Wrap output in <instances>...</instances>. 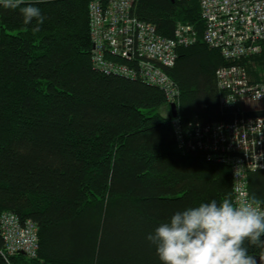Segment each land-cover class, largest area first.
Instances as JSON below:
<instances>
[{
	"label": "trees",
	"instance_id": "obj_1",
	"mask_svg": "<svg viewBox=\"0 0 264 264\" xmlns=\"http://www.w3.org/2000/svg\"><path fill=\"white\" fill-rule=\"evenodd\" d=\"M93 1L110 0H26L46 17L37 33L0 5V219L12 213L38 230L34 257L8 256L0 227V264H162L149 234L177 211L233 197L228 165L178 148L160 88L93 64ZM133 1L132 15L162 37L179 23L197 32L164 69L182 132L232 122L216 76L228 63L203 40L198 2ZM254 62L264 71V57ZM248 190L264 206V170L248 174ZM249 254L263 264L264 249Z\"/></svg>",
	"mask_w": 264,
	"mask_h": 264
},
{
	"label": "built area",
	"instance_id": "obj_2",
	"mask_svg": "<svg viewBox=\"0 0 264 264\" xmlns=\"http://www.w3.org/2000/svg\"><path fill=\"white\" fill-rule=\"evenodd\" d=\"M182 1L198 2L203 40L228 63L216 76L222 107L236 110L232 122L214 124L197 131L196 136L182 132L171 109L173 104L177 107L180 92L164 69L176 64L180 47L196 42L197 32L191 25L180 24L174 38L162 37L153 24L132 15L133 0H110L106 6L100 1L90 3L93 64L106 75L129 77L160 88L178 148L207 151L210 160L228 165L233 198L250 199L248 174L264 170V71H258L254 62L264 57V0ZM249 66L259 78H252ZM0 227L5 254L36 255L38 230L33 222L22 223L16 215L4 213Z\"/></svg>",
	"mask_w": 264,
	"mask_h": 264
},
{
	"label": "clouds",
	"instance_id": "obj_3",
	"mask_svg": "<svg viewBox=\"0 0 264 264\" xmlns=\"http://www.w3.org/2000/svg\"><path fill=\"white\" fill-rule=\"evenodd\" d=\"M4 8H19L23 24L35 21L39 32L46 19L26 0H0ZM21 5H24L21 7ZM264 207L255 196L237 201L212 199L174 213L147 236L162 264H257L249 247L264 249Z\"/></svg>",
	"mask_w": 264,
	"mask_h": 264
},
{
	"label": "water",
	"instance_id": "obj_4",
	"mask_svg": "<svg viewBox=\"0 0 264 264\" xmlns=\"http://www.w3.org/2000/svg\"><path fill=\"white\" fill-rule=\"evenodd\" d=\"M171 109H172V116L174 118H176L177 117V108H176V105L175 104L171 105ZM259 262L264 264V260H261Z\"/></svg>",
	"mask_w": 264,
	"mask_h": 264
},
{
	"label": "rangeland",
	"instance_id": "obj_5",
	"mask_svg": "<svg viewBox=\"0 0 264 264\" xmlns=\"http://www.w3.org/2000/svg\"><path fill=\"white\" fill-rule=\"evenodd\" d=\"M180 24H182V25H188V24H184V23H179L178 25H180ZM191 26H192V25H191ZM197 40H198V37H197ZM197 40H196V41H197Z\"/></svg>",
	"mask_w": 264,
	"mask_h": 264
},
{
	"label": "bare ground",
	"instance_id": "obj_6",
	"mask_svg": "<svg viewBox=\"0 0 264 264\" xmlns=\"http://www.w3.org/2000/svg\"><path fill=\"white\" fill-rule=\"evenodd\" d=\"M142 21V20H141Z\"/></svg>",
	"mask_w": 264,
	"mask_h": 264
}]
</instances>
